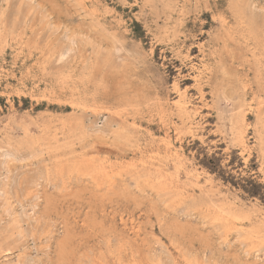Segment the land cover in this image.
<instances>
[{"label": "rangeland", "instance_id": "1", "mask_svg": "<svg viewBox=\"0 0 264 264\" xmlns=\"http://www.w3.org/2000/svg\"><path fill=\"white\" fill-rule=\"evenodd\" d=\"M0 264H264V0H0Z\"/></svg>", "mask_w": 264, "mask_h": 264}]
</instances>
